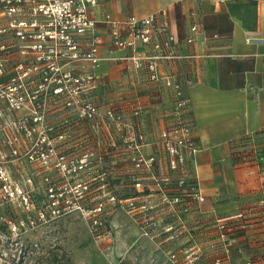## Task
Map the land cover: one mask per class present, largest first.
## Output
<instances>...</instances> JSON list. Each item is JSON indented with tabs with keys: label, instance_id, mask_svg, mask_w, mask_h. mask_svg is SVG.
<instances>
[{
	"label": "crops",
	"instance_id": "obj_1",
	"mask_svg": "<svg viewBox=\"0 0 264 264\" xmlns=\"http://www.w3.org/2000/svg\"><path fill=\"white\" fill-rule=\"evenodd\" d=\"M160 11L168 31L178 37L187 34L191 22L199 27L195 42L176 46L183 56L159 60L157 69L183 83L199 145L191 184L196 182L204 196L199 204L189 199L164 238L183 240L179 264H264V0H99L92 10L97 18L108 12L119 20ZM103 41V59L82 97L96 104L110 129L117 127L116 112L123 109L125 125L141 128L153 143L173 121L172 89L149 81L145 69H132L123 58L128 50L110 54L107 32ZM148 259L160 264L157 255Z\"/></svg>",
	"mask_w": 264,
	"mask_h": 264
},
{
	"label": "rangeland",
	"instance_id": "obj_2",
	"mask_svg": "<svg viewBox=\"0 0 264 264\" xmlns=\"http://www.w3.org/2000/svg\"><path fill=\"white\" fill-rule=\"evenodd\" d=\"M11 43L6 38L4 44L11 47L0 52V80L4 91L15 90L13 94L21 99L13 106L0 101V127L14 130L21 143L20 154L31 147L38 155L36 161L15 157L6 164L11 181L32 189V194L11 196L0 207V264H74L73 259L91 264H135L140 260L149 264L148 258L156 255L160 264H179L177 252L184 245L178 238L181 233L177 230L178 239L167 240L164 232L170 223H178L184 206H189L194 189L191 163L175 162L172 167L170 157L154 142L158 134L150 143L141 128L132 131L125 125L123 109L115 111L116 130L110 129L106 117L78 115L82 106L92 103L89 97H82L79 90L84 87L76 88L67 81V87L55 93L62 87L60 66L48 68L45 65L51 58L44 55L38 60L31 52H22V42H16L21 47ZM12 76L16 77L14 83L8 81ZM0 149L12 160L8 148ZM139 154L154 157L148 171L134 167ZM26 177H32V185L26 183ZM82 181L87 189L80 199H71L70 205L92 209L101 203L104 210L83 217L82 209L71 207L70 212L53 217L48 187L55 193L66 192L59 203L64 205L69 195H77L73 186ZM131 203L139 209L132 210ZM89 218L100 219L95 232L101 237L90 232Z\"/></svg>",
	"mask_w": 264,
	"mask_h": 264
},
{
	"label": "built area",
	"instance_id": "obj_3",
	"mask_svg": "<svg viewBox=\"0 0 264 264\" xmlns=\"http://www.w3.org/2000/svg\"><path fill=\"white\" fill-rule=\"evenodd\" d=\"M98 3L99 0H0V52L11 47L9 44H4L6 38H11V45L16 47H21L16 42H22V52H31L38 60L44 59V55L51 58V62L45 65L48 68L56 66L55 69H58L60 66L62 87L56 89L55 93L63 91L67 87V81H72L76 88H86L91 86L95 71L103 59L100 55V46L104 42L103 34L107 32L111 41L108 48L110 54L114 51L128 50L123 58L129 62L132 69H145L149 81H162L172 89L175 98L172 106L173 121L159 132L154 142L159 144L170 157L172 167L175 166V162L183 165V163L195 161L199 145L193 136L192 118L186 111L189 102L188 97L183 94V83L175 74L160 75L157 65L159 60L183 56L176 53L175 48L180 43L195 42V35L199 30L198 24L191 22L187 34L178 37L170 33L168 25L161 20L162 11L145 16H127L120 20L108 12H99L97 18L92 10ZM1 67L0 62V73ZM52 80L49 77L48 81ZM8 81L14 83L16 77L12 76ZM1 84L3 83L0 80V101L5 100L9 106H13L21 98L13 94L15 90L4 91ZM107 114L111 119L115 118L111 111ZM78 115L88 118L100 116L94 103L82 106ZM24 131L27 134L30 133L29 130ZM0 146L8 148L12 156V160L7 159L8 157L6 158L0 149L1 207L9 201L11 196L25 197L32 194V189L25 190L17 181H11L12 177L6 169V164L13 161L15 157L16 160L23 157L27 161H36L38 153L31 147H25L24 152L20 154L21 143L14 130H8L3 126L0 127ZM49 146L50 141L46 148L48 149ZM136 157L134 167L148 171L154 157L146 159L141 154ZM62 158L63 156H60V159ZM132 177L137 180L136 177ZM44 179L48 180L47 176ZM25 181L29 186L33 183L32 177H26ZM138 185L136 181L135 186ZM195 185L191 198L199 204L204 201V196L196 182ZM73 187L77 195H69V201L63 200L64 205L59 203L66 192L55 193L51 187H48V195L53 197L50 210L53 217L70 212L71 207L82 209L83 217L90 214L94 217L96 212L104 210L101 203L92 209H87L82 204L70 205L69 202H73L71 199H80L87 189L83 181L76 183ZM110 198L115 200L113 195ZM131 205L132 210L138 209L132 203ZM41 217H43L42 213ZM90 220H92L89 223L90 232H94L98 238L101 237L100 233L95 232L96 226L101 223L100 219ZM143 232L147 234V231L143 230ZM173 256L174 254H171V257Z\"/></svg>",
	"mask_w": 264,
	"mask_h": 264
},
{
	"label": "flooded vegetation",
	"instance_id": "obj_4",
	"mask_svg": "<svg viewBox=\"0 0 264 264\" xmlns=\"http://www.w3.org/2000/svg\"><path fill=\"white\" fill-rule=\"evenodd\" d=\"M82 90H83V89H82ZM82 90H79V91L81 92Z\"/></svg>",
	"mask_w": 264,
	"mask_h": 264
}]
</instances>
